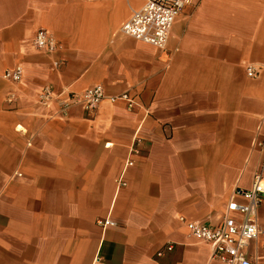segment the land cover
Masks as SVG:
<instances>
[{"label":"crops","instance_id":"1","mask_svg":"<svg viewBox=\"0 0 264 264\" xmlns=\"http://www.w3.org/2000/svg\"><path fill=\"white\" fill-rule=\"evenodd\" d=\"M140 4L0 0V264H224L179 218L220 222L259 167L264 0H190L163 49L120 32ZM39 28L51 55L32 44ZM18 65L19 83L2 77ZM96 84L134 105L37 102L46 85ZM256 215L247 254L264 264V203Z\"/></svg>","mask_w":264,"mask_h":264},{"label":"built area","instance_id":"2","mask_svg":"<svg viewBox=\"0 0 264 264\" xmlns=\"http://www.w3.org/2000/svg\"><path fill=\"white\" fill-rule=\"evenodd\" d=\"M114 1V0H104ZM141 4L131 8L128 17L120 24L122 34L149 43L163 49L170 34L171 27L181 8L190 0H140ZM33 46L40 52L51 55L57 50V42L46 29L35 31L32 40ZM58 60H53L54 67ZM247 74L254 76L257 72L253 66L246 67ZM2 77L11 83H19L22 77V67L15 66L5 70ZM118 99L127 102L128 107L134 105V100L124 92L117 96L107 95L100 84H96L83 91L70 89L56 91L53 86L46 85L39 93L37 102L44 108L56 107L64 115L71 107L80 105L88 114L95 113L103 100L114 102ZM259 130V128H258ZM253 145L260 151L258 169L254 172L251 185L248 188L236 186L228 196L223 216L216 224L207 223L199 219H186L180 221L189 233L200 241L207 242L211 247V258L224 264H251L247 254V246L262 234L263 230L257 220V209L264 203V136L253 138ZM137 150L133 147L132 152ZM132 164V161H127ZM103 225L113 224L105 219L100 221ZM171 249V245L166 246ZM162 250L157 252L161 255Z\"/></svg>","mask_w":264,"mask_h":264}]
</instances>
